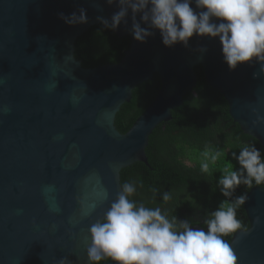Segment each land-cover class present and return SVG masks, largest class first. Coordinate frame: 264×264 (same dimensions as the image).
Instances as JSON below:
<instances>
[{"label": "water", "instance_id": "water-1", "mask_svg": "<svg viewBox=\"0 0 264 264\" xmlns=\"http://www.w3.org/2000/svg\"><path fill=\"white\" fill-rule=\"evenodd\" d=\"M190 6L198 11L195 0ZM80 8L86 24L60 19ZM116 11L118 4L107 0H0V264H59L64 258L88 264V229L109 206L105 190L109 201L115 199L123 169L149 166L150 137L194 90L197 67L226 100L233 121L264 146V125L254 124L257 115L264 117V75L253 78L259 64L230 71L218 38L194 35L187 47L168 48L156 31L139 43L129 14L128 25L114 31L130 38L120 63L84 68L75 58L76 40L102 25L98 16L110 20ZM155 74L161 79L156 98L120 133L117 113ZM46 185H55L59 213L49 211ZM247 196L249 227L230 244L237 264H264V187ZM93 200L96 210L82 217L78 201Z\"/></svg>", "mask_w": 264, "mask_h": 264}, {"label": "clouds", "instance_id": "clouds-1", "mask_svg": "<svg viewBox=\"0 0 264 264\" xmlns=\"http://www.w3.org/2000/svg\"><path fill=\"white\" fill-rule=\"evenodd\" d=\"M107 3L118 4V11L110 20L97 17L105 29L116 31L121 24L127 26L131 14V32L139 43H146L156 31L168 48L176 44L187 47L194 35L218 38L230 71L239 65L259 64V72L253 73V78L264 75V0H195L198 11L190 6L193 0H107ZM93 6L99 8L98 4ZM60 19L69 26L88 22L84 8L79 9L78 15L61 13ZM3 111L7 113L10 108L5 106ZM254 124L264 125V117L257 115ZM220 155L216 152L212 161ZM232 158L239 167L226 169L219 177L220 194L227 199L205 222L207 230L192 227L188 219L180 221L176 216L169 219L159 207L137 203L132 199L136 193L132 182L123 183L121 191L110 201L105 190L103 200L109 206L103 217L88 229L91 239L86 249L88 264H100L102 260H111L113 264H237L226 237L242 230L237 210L246 204L248 196L233 197L241 185L264 184V156L256 146L245 144L238 154L232 153ZM201 171L207 173L209 164L203 163ZM42 191L49 202V211L59 213L61 209L53 195L55 185H46ZM170 199L171 193L164 192L162 200ZM78 202L85 218L98 206L95 200ZM59 264L70 261L60 259Z\"/></svg>", "mask_w": 264, "mask_h": 264}, {"label": "trees", "instance_id": "trees-1", "mask_svg": "<svg viewBox=\"0 0 264 264\" xmlns=\"http://www.w3.org/2000/svg\"><path fill=\"white\" fill-rule=\"evenodd\" d=\"M130 38L118 37L114 31L102 25L91 27L75 42V58L84 68H95L108 64H118L129 49ZM197 85L186 95L183 104L172 111V119L159 126L151 135L146 155L149 166L135 163L121 171V185L132 182L136 193L132 197L146 207H159L169 219H188L191 226L205 223L211 213L227 198L220 194L217 181L226 169L236 170L239 165L232 158L242 145L257 147L264 156V146L246 135L229 114V108L222 95L210 88L200 67L195 68ZM161 88V79L155 74L153 79L134 88L132 99L124 104L116 115L115 127L124 134L151 105ZM221 155L212 161L211 157ZM203 163L209 164V171H201ZM254 187L241 185L233 198L248 194ZM164 192L171 193V199L162 200ZM237 218L243 228L249 227L246 212L242 206L237 210ZM234 234L226 239L231 241ZM100 264H113L102 260Z\"/></svg>", "mask_w": 264, "mask_h": 264}]
</instances>
